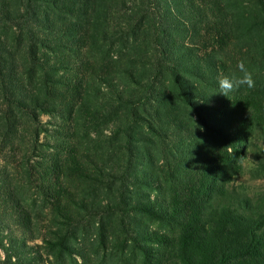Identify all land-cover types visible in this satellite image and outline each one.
<instances>
[{
	"label": "trees",
	"instance_id": "1",
	"mask_svg": "<svg viewBox=\"0 0 264 264\" xmlns=\"http://www.w3.org/2000/svg\"><path fill=\"white\" fill-rule=\"evenodd\" d=\"M251 2V11L238 12L243 20L224 17L223 23H218L221 29L236 30L237 36L256 28L264 31V0ZM205 9L203 1L198 5L195 0H0V206L3 201H11L9 205L22 223L19 237L6 243L0 240V253L7 256H0V264H20V259L10 257L26 246L28 223L32 222L22 198L4 179L9 171L5 164L8 155L3 150L9 149L14 158L7 157L9 162L18 160L13 151L23 150V163H29L22 175L24 182L46 180V173L32 164L45 130L41 115L66 112L67 95L74 87L67 83L66 72L60 71L76 68V62L85 60L94 65L95 78L108 87L100 91L98 114L103 112V122H116L117 126L110 134L103 133L100 122L88 109L85 129L96 124L97 135L107 136L103 140L108 146L106 156L102 152L99 161L89 155H70L60 165V159L52 155L48 158L51 163L47 174L51 179L55 170L60 174L67 166L81 181L91 180L109 188L112 198L105 204H99L97 198L83 199V206L77 203L82 207L78 211L80 218H75L67 213L69 203L77 202L69 191L65 190L68 196L63 199L62 189L55 190L50 185L44 189L37 183L39 192L51 194L59 212L70 221H65L69 229L63 238L78 222L87 220L83 210L94 219L103 214L99 219L102 235L111 228L105 217L114 215L113 228L120 230L124 245L131 242L138 264H264V191L251 197L234 183V177L243 171L238 159L246 155L241 146L248 141L245 132H255L264 141L263 82H257L244 95L247 104L238 112L239 124L234 127L232 140L227 139V129L210 125L203 117V125L210 128L216 140H224L225 153L213 151L206 158L192 154L185 161L160 162L166 179L157 187L162 198L156 199V205L148 198L134 200L137 191L133 186L137 182L148 178L159 181L153 148L171 155L176 144L173 136L179 137L176 141L184 139L179 131L184 124L170 126L162 120L159 108L166 95L164 74L173 78L189 110L198 111L201 107L193 101L187 83L190 73L187 63L183 65L187 56L184 44L175 45L173 38L201 21L198 15ZM254 37L250 35L249 42L258 43ZM183 71L185 74H181ZM74 109L75 114L83 111L77 104ZM177 118L178 115L174 124ZM143 122L161 141H153L151 135L139 129ZM167 137L172 141H167ZM255 162L256 167L250 172L254 177L264 176V148L257 152ZM136 212L155 218L171 233L143 228ZM155 242L158 246H154Z\"/></svg>",
	"mask_w": 264,
	"mask_h": 264
},
{
	"label": "rangeland",
	"instance_id": "2",
	"mask_svg": "<svg viewBox=\"0 0 264 264\" xmlns=\"http://www.w3.org/2000/svg\"><path fill=\"white\" fill-rule=\"evenodd\" d=\"M202 1L206 9L198 15L201 21L188 29L187 32H182L173 38L175 45L184 44L183 50L187 53V56L183 65L187 63L185 67L190 73L187 83L191 87L193 101L201 107L198 111L189 110L183 97L179 94L173 78L169 74H164L162 84L166 95L163 104L159 108L162 120L167 125L170 123V126L184 124V129L179 130L182 132L184 139H182L183 141H176L179 137L175 138L173 136V141L176 144L171 155L161 148L156 149L151 146L156 152L155 163L160 182L155 178L137 182L133 186L137 191L134 196L135 201H143L148 198V201L156 205V199L158 197L162 198L163 194L157 187L160 183L165 184L166 179L164 178L165 170L159 168L160 162L168 160L167 162L170 163L177 159L185 161L192 154L193 156L200 154L201 158H206L213 151H218L220 154L225 153L226 146L222 144L224 140H216L210 128L204 126L202 121L204 117L206 122L209 121L208 124L219 126L220 129H227L230 134L227 135V139L232 140L231 136L235 134L234 127L239 124L237 120L238 112L242 111L241 109L247 104V100L244 101V95L249 94L252 89L242 87L228 93L227 97L217 92H219L218 81L220 79L225 76L240 75L237 68L238 62H242L251 73L255 82L254 86L257 85V82L264 83V42H262L263 44L260 42V37L263 36L264 31L256 28L252 32H240L241 34L239 33L240 35L237 36L236 30H223L221 24L218 25V23H223L224 17H228L232 21L237 17H241L243 20L242 13L238 12L246 14L251 11L253 9L251 0H195V4L202 5ZM250 35H256L254 39L258 43L249 42ZM255 52H258L257 57L254 55ZM115 54L117 53L115 52ZM113 57L116 58V55ZM94 58L95 56L91 60L93 61ZM83 59H87V57L84 58L83 56ZM80 63L81 61L76 62V68H63L60 71L66 72L69 79L67 83L72 84L74 87L67 95L68 106L65 108L66 112L63 114L46 112L41 115L45 130L41 133V145L38 146L36 151L38 155L33 156L35 162L32 164L43 174L46 173V180L24 182L22 175L29 163L26 160L23 163L22 159L24 158L20 155L23 150L18 148L17 152H12L13 157L18 159L15 162L7 160L11 158L9 149L5 147L3 150V153L8 155V158H5V164L9 171L8 176H5L4 179L7 185L22 198V203L27 206L32 220L31 223L27 222L30 226V234L25 236L26 246L17 250V254L10 257L12 260L20 259V264H138L132 247H130L132 246L131 242L124 245L121 242L122 234L120 230L113 228L115 225L114 215L104 216L111 228L105 235H102L99 219L103 214L94 219L82 210L81 213L86 216L87 220H84L83 223L78 222L76 228L68 233L69 236L63 238L64 232L69 229L65 221L69 220L65 219V214L59 212L60 209L54 204L56 200L52 198V195H43L39 192L40 189L37 186V183L40 182L44 189L49 188L47 185L55 190L62 189L63 199L68 196L65 190L69 191L77 202L69 203L67 213L75 218H80L78 211L83 206L81 205L83 199L97 198L99 204H105L112 198L109 188L104 187L103 184L90 182L91 180L81 181L76 175L71 174L67 166L60 174L58 170H55L51 179L47 174V165L51 163L48 158L52 155H56L60 159V165H62V159L71 157L70 155H89L99 161L102 160V152L106 156L108 146L107 141L103 140L107 139V136L97 135L95 131V129H98L95 127L96 124L92 129H85L84 123L88 109H90L88 112L93 113L96 120L100 122V129L103 133L110 134L111 129L117 126L116 122H103V112L98 114L100 110L98 104L102 100L100 91H106L108 87H105L102 81L95 78L93 64L88 63L87 60L82 62L81 65ZM181 74H185V71ZM78 78L79 81H77ZM91 102H93L92 107H90ZM75 104L83 111L75 114ZM247 111L249 109L245 110L246 113ZM176 115H178V118L174 124L173 121ZM139 129L146 132L147 135H151L153 141H161L160 138L152 134L145 122L142 123ZM179 131L177 132L179 133ZM169 132H171V129ZM245 135L248 137V141L241 142V146H244L243 150L246 155H241L238 159L242 162L243 171L240 175L234 177V183L240 184V188L248 196L254 197L264 191V176L254 177L253 173L250 172L251 169L256 167L255 158L260 148H264V141L252 131L245 132ZM91 137L96 138L91 140ZM167 141L172 140L167 137ZM16 145L20 146L18 142H16ZM231 149L229 147L228 151H231ZM106 162H110V157H107ZM148 180L150 182H147ZM61 183H63L62 187L60 186ZM20 184H23V186L19 188L18 185ZM165 195L167 194L165 193ZM9 204H11V201L7 204L6 201H3L0 206V240H3V243L15 236L19 237L22 228V223L18 222L16 218L17 213ZM135 216L143 221V223H140L143 228L147 226L149 230L158 231L159 233H171L170 228L168 229L153 217L141 212H136ZM27 218L28 216H26ZM71 227L74 228L75 226ZM20 242L21 239H19ZM155 245L158 246V243L155 242ZM0 256L7 259L3 251H1Z\"/></svg>",
	"mask_w": 264,
	"mask_h": 264
},
{
	"label": "clouds",
	"instance_id": "3",
	"mask_svg": "<svg viewBox=\"0 0 264 264\" xmlns=\"http://www.w3.org/2000/svg\"><path fill=\"white\" fill-rule=\"evenodd\" d=\"M240 75L225 76L218 81L219 92L227 97L228 93L238 90L242 87L252 88L254 87V80L251 73L245 68L242 62L237 63Z\"/></svg>",
	"mask_w": 264,
	"mask_h": 264
}]
</instances>
